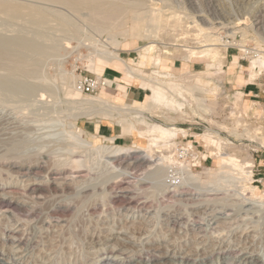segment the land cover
Listing matches in <instances>:
<instances>
[{
	"label": "rangeland",
	"instance_id": "rangeland-1",
	"mask_svg": "<svg viewBox=\"0 0 264 264\" xmlns=\"http://www.w3.org/2000/svg\"><path fill=\"white\" fill-rule=\"evenodd\" d=\"M0 1L3 2L0 7V264H264V204L246 200L241 194L240 182L231 177L226 186L217 189L210 183L190 181L179 163L190 162L193 170L207 182L212 179L208 167L214 169L221 157L215 155L214 160L201 166L197 161L194 166L192 157L184 158L179 151L180 155L174 152L178 163L168 165L156 151L149 169L123 161L131 155L109 162L96 149L76 147V141L70 136L76 128L91 133L86 126L92 121L115 122L102 118L104 115L81 114L78 109L81 104L67 93L71 88H79L82 77H98L89 67V59L97 50L94 47L120 38V33L130 25L128 16L132 24L137 23L131 9L142 11L152 5L164 10L174 8L188 21L183 29L175 28L179 26L165 29L152 52L160 54L161 61L164 59L167 65L177 62L182 68L171 70L177 76L187 72L183 68L184 45L195 46L203 39L197 37L200 36L197 27H187V24L193 25L187 17L198 16L199 22L206 17L204 20L215 30L223 28L225 33L240 32L245 25L238 21L246 18L250 34L246 39L240 34L237 40L243 39L245 46L257 49L261 55L246 60L244 65L249 67L244 73L236 68L229 70L225 78L224 73L214 71L210 77L204 75L197 80L207 87L220 88L216 96L223 92L233 94L238 105L246 89L253 90L251 95L259 96H246L247 104L256 99L264 104V67L261 75L245 80L255 82L252 85L234 81L237 73L250 78L253 64H261L264 58V0H154V3L153 0H105L126 7V14L115 13L111 18L106 14L108 11L104 13L106 9L98 11L91 6L84 8L50 0ZM103 14L109 18L106 20ZM148 41L126 39L119 51L131 43L136 50L130 57L139 63L142 58L137 47L147 46ZM169 42H175L169 47L171 53L164 48ZM221 51L227 52L224 46ZM232 58L228 56L226 60L228 67H234L230 64ZM200 59L210 62L204 57ZM200 62L196 61L194 67ZM202 64L201 69L191 70H206L205 63ZM141 68L143 71L131 82L150 87L153 94L155 84L149 76L154 68L146 65ZM72 75L79 78L74 80ZM178 82L171 81L175 86ZM69 84L72 86L68 87ZM236 96L241 97L240 102ZM164 105L161 110L146 113L145 122H138V128L145 130L154 123L189 128L183 124L190 120L186 110L183 109L184 114L171 105ZM202 116L205 122L215 124L211 117ZM232 129L236 128L229 129L230 133ZM193 132L203 131L187 130L184 135H196ZM206 133L196 138L206 144L207 151L203 153L236 152L243 159L251 153L248 148L233 143L218 144L217 138ZM231 135L237 136L235 132ZM86 136L96 147L111 144L105 137ZM131 139L121 144L130 145L136 136L131 135ZM177 140H182L181 134ZM138 141L152 146L151 140L143 135ZM75 159L81 160V167L72 164ZM258 160L264 161V153ZM260 170L264 172V167ZM122 185H127V189ZM38 188L43 190L41 194L44 191L46 194H38ZM263 191L264 185H260L258 192Z\"/></svg>",
	"mask_w": 264,
	"mask_h": 264
},
{
	"label": "bare ground",
	"instance_id": "bare-ground-1",
	"mask_svg": "<svg viewBox=\"0 0 264 264\" xmlns=\"http://www.w3.org/2000/svg\"><path fill=\"white\" fill-rule=\"evenodd\" d=\"M50 1H53V2L57 1L59 3L63 2L66 4H72L74 6H79V7L84 6V8L86 6H91V7L95 8V10L97 9L98 11L101 9L102 10L106 9V10H104V13H105V11H108V13L106 12V14H110V15H108V16H110V18L112 17V14L115 15V13H117V14L118 13H124L126 10V7L123 5L125 7V8H123V6H121V3L119 5L117 2L111 3V1L109 2V1H105V0H50ZM8 2H7V4H8ZM154 2L155 1L153 0V3ZM2 4H3V2L0 1L1 9H2V6H1ZM18 5H20V4H18ZM3 6H5V5H3ZM134 6H133V8H134ZM4 8L5 7H3V9ZM136 8L137 7H135V9ZM12 9H14V8H12ZM18 9L20 10L21 8L19 7ZM173 9L172 10H169V9L164 10L163 7H154V6L152 7V5L147 6V8L145 7V10H142V11H139V10L134 11L131 9V11L137 17V23L132 24L131 23V17H129V16H128V18L126 17L127 19H129L130 25H128V27H126L125 30H123L121 33L119 32L121 37L120 38L115 37L118 34L117 33L114 35L115 38L110 40L109 43H107L106 45H104L102 43L103 45L100 44L101 46L99 48H98V46H96L97 48L94 47L95 48L94 50H96V49L97 50L95 51L94 56L89 59V67L91 68L92 71H94L96 74H98V78L101 77L100 75L102 74L104 67L106 65H114V66L120 67L123 70V73H124L123 81H125L126 83L131 82V80L133 78L138 76L140 74V72L143 71L141 68V67H143V65H146L148 68L149 67L154 68V70L151 71V74L149 76V80L153 84H155V88H154L153 94L149 93L144 101L134 102V103H128V102L118 103V102H115L106 96V92H105L104 87L102 90V93H103L102 95H98L99 94V92H98L97 95H93L90 97L84 96V94L80 88L74 87V88L69 89L68 92L66 91L75 101L79 102V106L81 104L82 107L78 108L80 110L81 114H86V116L87 115L90 116L91 114H93V115L99 114V115H104L106 117H109L114 122L120 123L123 126L124 133L135 132V133H138L140 135H143L147 139L151 140L152 146L149 147L148 145L146 146L145 143H139V142H136V143L131 144V145H124L121 143H117L115 137H111V138H108L111 141L110 145H99L96 147L93 144V142L91 140H89L86 136V134H89L93 137H96L95 134L88 133V132H86V130H84L82 128H80L79 130H77V128H76L75 131H73V134L70 136L71 140L74 139L76 141L75 142V144L77 145L76 147L82 146V147L88 148V149H94V150L96 149L100 153H102V155H104L102 157L108 158L109 160L108 159L107 160L109 162H114L111 160H115V161L120 160V159L122 160L124 157H128L129 155H131L128 159L123 160V161H125V162L130 161L129 164H131V165L136 164L138 166H141L142 168H148V169L150 167L149 164L152 161L151 158L154 156L156 151H158L160 153V157H161L160 159H163L162 161L165 160L166 163L168 162V165L173 164V163H178L176 161V159L174 158V152H177L179 154V151H180L181 156L187 157L186 151L187 150L189 151V149H190V147H188L191 144L190 140H188V142L185 145H183V147H179V144H181V141L178 142V140H177V137L179 136V134L185 136L184 134H186V132H187L186 128L179 127V126L174 125V124L168 125V124L154 123L152 125H149L147 127V129L142 130V129L137 128V123L138 122H141V123L145 122V119L147 118L146 113L147 114L151 113V111L153 109H156V110L160 109L163 107L164 104L171 105L174 107V109L176 111L184 113L185 112L183 110L184 105L193 106L192 104L195 102L198 105V107L203 109L205 112L209 111L210 109H209L208 105H210V103H207V100L214 101V99L216 97V93H218V90H220V88H218V90H217V89L207 87V86L203 85L202 83L197 82L196 79L198 77H201L204 75L208 76V75H211L212 73L214 74L215 73L214 71H216L218 73L226 72L225 66L227 67L226 60L228 58V55H227V52L224 53L221 51V46H224L226 48V51H227V48L229 47V45H232V44H230V43L227 44L225 41H223V37L221 36V34L219 32L217 33V31L215 30V27L211 26L209 24L210 22H207L206 20H204L206 17L204 19H202L200 22H199L198 16H196L197 19L195 16L187 17V18H190L192 20L191 22L193 23V25L187 24V27H190V26L197 27V29L200 31V33L198 34L200 36H197V37L203 38V39L199 40L198 44L195 46L194 45H192V46H189V45L185 46L184 45V47H183V45H181L183 47L182 48L183 51H185L184 59L190 60L193 57L210 58L216 64V69L215 70H202V71H197V72L187 70L186 73H183V75H179V76H177L176 74H174L170 71L163 70L160 66L161 55L160 54H156V55L152 54V52L155 49L154 47L157 44L158 37L160 36V34H162V32H164V31L166 32L165 29H167V28L170 29V27H172V26H173V28H174V26H179V27H175V28L180 29V27H181L183 29L185 24L188 22V21L187 22L184 21V18H186L184 16V14L178 13L176 10H173ZM8 10H9V8H8ZM95 10H94V12H95ZM199 10H201V8ZM197 11H198V9H197ZM14 12H17V11H14ZM20 12L18 11L17 13H20ZM179 12H182V11H179ZM99 13H98V15H99ZM185 13H186V11H185ZM125 14H126V12H125ZM195 15H196V13H195ZM100 17H102V15ZM104 17H106V15H104ZM113 17H116V16H113ZM108 18L106 17L105 19L107 20ZM218 18H220V17H218ZM247 18H249V17H247ZM236 19L237 18L235 17V21H236ZM249 21H250V19H249ZM216 23H224V22L223 21L222 22L217 21ZM234 23H237V22H234ZM238 23L240 25H245L244 27H241L239 29V31L241 32V33L240 32L239 33L241 34V37L243 36V38L246 39V37H248V34H250L249 32H247V31H249V30H247V28H248L247 27L248 26L247 19L244 17H241L239 19ZM125 24H127V23L125 22ZM171 30H172V28H171ZM180 32L181 31H179V34H181ZM182 33H184V32H182ZM237 33L238 32L235 30V31H232L231 33L227 32L226 34L235 38ZM187 34L190 35L189 33H187ZM254 35H256V34H254ZM181 37L183 38V36H181ZM129 38H143V39L149 40L148 41L149 44H147V46L143 45V46L137 47V50L140 52V55L142 58V61L139 63H137V61H135L132 58L124 59L120 55L119 49H120L121 43L124 40L129 39ZM184 38H185V36H184ZM234 40H235V43L234 42L233 43L235 45H237V47L242 49L245 53L248 52L245 49V47H246L245 44L242 43L243 39L237 40V38H235ZM4 42H5V40H4ZM7 42H8V40H7ZM257 42L259 43V41H257ZM11 43H13L12 40H11ZM174 43L170 44V42H169V44H165L164 45L165 52L171 53L169 50V47H170V45H173ZM30 44H31V42H30ZM181 46H179V48ZM2 48H3V46H2ZM0 49H1V47H0ZM235 55H234V58H237L239 60V57L235 56ZM260 55H261V53L258 51L256 53V57H253V58H258ZM262 57H264V55H262ZM263 67H264V58H262L261 64H257V63L253 64V68L250 72L251 75H250V78L248 77V80L255 77L256 74H261V70L263 69ZM227 69H228V67H227ZM229 69L234 70V68H229ZM108 76H109V74H108ZM118 76H119V74H118ZM71 78L75 80V79H78L79 77L77 78L76 75H72ZM242 78H243V76H242ZM173 79L179 80V82L176 86L171 83V81ZM109 83H111V81H109ZM250 83H254V82H250ZM246 84H249V83H246ZM70 86H72V84L71 85L69 84L68 87H70ZM77 87H78V85H77ZM117 87H118L119 91L125 93V89H126L125 84H122V83L118 84ZM185 94H188L189 96L187 97ZM121 95H122V93H121ZM246 96H248V95L245 93V95H243V101L242 102H240L241 97L236 96V97H238V99L236 101H239L240 104L238 105L237 102L235 103V101H234V107H237V108L241 107L243 105V103L245 102ZM121 98H122V96H121ZM74 100H72V101H74ZM245 104H247V103L245 102ZM139 117H140V119L137 120L136 118H139ZM232 132H235L238 135L236 129L235 130L232 129L231 133ZM206 134H208V135L210 134L211 137L217 138L218 144L219 143H229V144L231 143L228 138H224L222 136H219L214 131L206 133ZM262 142L264 144V137L262 139ZM164 149H167V151L166 150L164 151ZM211 153L216 154L217 156L221 157V160L218 162L217 166L214 169L210 166L208 167L209 174L211 173V175H212V179L210 181H207V182L204 181L201 174L196 173L193 170L192 164L190 162H188V164H187L186 161H184V160H182V161L178 160L179 163L182 164V166H181L182 170L181 171L183 172V174L185 173L184 175H187L191 179L190 181L193 180V182L195 181V183H205V184L210 183V185L213 184V187L216 189L220 188L222 186L224 187L228 178L231 177L233 180L236 179L238 182H240V185L242 188L241 194L245 195L244 197L246 200H249V201L251 200L254 202L257 201V203L260 202L262 205L264 204V191H263V193L258 192L259 186L252 183V179H253L252 168L255 164V159H254L252 153L248 154L246 159H243V158H241V156H238L237 154H235L236 152L230 153V152L222 151L219 154L217 152H211ZM71 162H72V164L73 163L76 164V165L73 164L74 166H78V167L82 166V164L79 165V162H81V160L78 161L75 159V160H72ZM129 164H127V167ZM158 164L160 165L163 163L161 162ZM196 165H197V160L194 161V166H196ZM29 166H32V164ZM27 170H29V169H27ZM55 170L57 172H59V174L61 173L59 171V169L58 170L55 169ZM130 175H131V173H130ZM180 178H181V176H180ZM186 179H187V177H186ZM187 180L189 181V179H187ZM212 182H214V183H212ZM181 183L183 184L182 181H181ZM126 186H123V188H126ZM120 188H122V187H120ZM36 189H37V187H36ZM128 189H129V187H128ZM38 190H39V192H38ZM38 190H35V193L37 191L39 194L41 189L38 188ZM41 191H43V190H41ZM33 193H34V191H33ZM44 193H45V191H44ZM43 194H41V195H43ZM32 195L35 196V194H32ZM29 196H31V195H29ZM36 197H38V196H36ZM36 201H38V200H36ZM129 201H128V203H129ZM5 203H3V205ZM9 205H11V204L9 203ZM14 207H15V205H14ZM17 208H18V206H17ZM11 209H13V207ZM16 210L17 209L15 208L14 211H16ZM19 211H20V208H19ZM22 214H23V212H22ZM30 214H31V212H30ZM36 218H38V217H36ZM23 220H24V218H23ZM31 222H32V220H31Z\"/></svg>",
	"mask_w": 264,
	"mask_h": 264
},
{
	"label": "built area",
	"instance_id": "built-area-1",
	"mask_svg": "<svg viewBox=\"0 0 264 264\" xmlns=\"http://www.w3.org/2000/svg\"><path fill=\"white\" fill-rule=\"evenodd\" d=\"M222 29L216 30L217 33L219 32L221 34L223 41H225L227 44H232L227 48L228 56L234 57V55L237 54L239 56V62L242 65L246 62V60L249 61V59L256 56V53L258 52L257 49H252L246 46L245 49L248 52L245 53L242 49L234 44V39L240 37L239 32L234 38L227 35ZM232 51L236 53H232ZM225 70H227L226 66ZM237 70L240 71L241 68L237 67ZM224 75L226 76V73H224ZM212 78L218 80L216 76ZM219 81H222L221 78H219ZM226 83L231 84L229 81H226ZM254 83H249L247 85H252ZM108 84L109 81L106 78H98L96 75H86L82 77L78 87L83 93L93 96L98 94L100 87L107 86ZM244 92L248 96L259 98L257 95H251L249 90H245ZM210 102L211 101L207 100V103ZM193 104L195 107L184 105L183 109L188 112V115L186 116L190 120L183 122V124H187L189 126V128H186L188 131L201 130L203 132H193L196 133V135H182L181 144H179L180 147H183V145L188 142L189 137L192 138L190 140L191 144L188 146L190 149L189 151H186L187 157L184 158L192 157V160H197L199 162V166L205 164L208 162V160H214V156L216 154L211 155L210 153H203L202 151H207L206 144H202L196 139L198 136L203 135L207 131H214L219 136L228 138L234 146H240L243 149L248 148L251 151L255 159V164L252 168V183L256 184L257 186L264 185V172L260 170V167H264V161L259 163L258 160L259 155L264 153V144L262 142L264 137V104L261 102V100H252L249 104H245L244 102L241 107L237 108L234 107L233 94L223 92L215 97L209 112H205L203 109L199 108L195 102ZM202 115H204V117H211V120H213L215 124L205 122ZM231 128H236L238 133L237 136L230 134L229 129ZM228 151H230V149H228Z\"/></svg>",
	"mask_w": 264,
	"mask_h": 264
},
{
	"label": "crops",
	"instance_id": "crops-1",
	"mask_svg": "<svg viewBox=\"0 0 264 264\" xmlns=\"http://www.w3.org/2000/svg\"><path fill=\"white\" fill-rule=\"evenodd\" d=\"M134 50H136V48L133 45H131V43H128V45H126L120 51V55L124 59H130V58H132V57H130V55L134 52ZM235 56H238V55H235ZM200 58H203V57H200ZM200 58L193 57L190 60H184L185 64H183V68H185L186 70H189V71H193L191 69L199 70V69H201L203 67L202 62H204L205 66H206V70H215L216 69L215 63L210 58H207V59L210 60L209 63L205 59H200ZM204 58H206V57H204ZM236 59L237 58L233 57L231 62H230V64H232L234 67H232V66L228 67L227 66L228 69L226 70V72H224V73H226V76L224 75L225 78H227V75L229 74L228 71L229 70L231 71V69H229V68L236 69L237 67H240L241 70H242V73H244L243 71H245L246 68L249 67V66H245L244 64L242 65L239 62V60L238 59L236 60ZM196 61H201V62L199 63V66L194 67ZM160 66H161V68L163 70L170 71V72H172L171 70H176L177 69V71H178L179 68H182L175 61L172 64L168 63V65H167V63H166V61L164 59L161 61ZM194 72H197V71H194ZM172 73H174V72H172ZM108 74H109V76H108ZM118 74H119V76H118ZM100 76L103 77V78H106L108 81H111V83H109L107 86L100 87L99 95L103 94L102 90H103V87H104L105 88V92H106V96L109 97V99H111V100H113L115 102H118V103H125V102L134 103V102L144 101L146 99L147 95L151 91L150 87H143L142 85L137 84V82L126 83L125 81H123L124 73H123V70L120 67H118V66L106 65L104 67V70H103V72H102V74ZM208 77H210V76H208ZM243 78L241 76H239V74L237 73L236 76H235V80L234 81L236 83L240 84V85L241 84H246L247 81H245V80H248V79L245 76H243ZM197 79H196V81L200 82ZM139 82H141V80ZM121 83L126 85L125 93L119 91V89L117 87L118 84H121ZM231 83H232V81H231ZM246 90H249V89H246ZM252 91L250 93H252ZM121 93H122V95H121ZM135 94H138L139 96L135 97L134 96ZM121 96H122V98H121ZM102 118H107V119L112 120L111 118H108V117H102ZM116 123L117 122L111 123V122H107V121H104V120H99V121L97 120V121L90 122L86 126V129L89 132H91V134H95V135H97L100 138L115 137L116 142H120V143H128L129 141H131L132 140L131 139V135H135L136 136V139L131 144L139 142L138 139L142 138V135H140L138 133H135V132L124 133L123 126L120 123H117V124ZM137 125H139V124H137ZM137 128H138V126H137ZM138 129H140V128H138Z\"/></svg>",
	"mask_w": 264,
	"mask_h": 264
}]
</instances>
